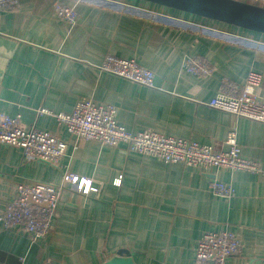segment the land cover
<instances>
[{
    "label": "crops",
    "instance_id": "obj_1",
    "mask_svg": "<svg viewBox=\"0 0 264 264\" xmlns=\"http://www.w3.org/2000/svg\"><path fill=\"white\" fill-rule=\"evenodd\" d=\"M57 1L74 6L73 26L54 16ZM96 1L18 0L16 10L0 13V112L19 114L24 127L70 144L58 167L0 145V213L20 183L62 186L48 235L31 243L0 229V264H101L119 251L135 264H194L198 239L223 231L235 233L242 247L225 264H264V173L203 171L131 153L123 144L76 141L55 118L91 99L113 106L117 123L133 132L225 150L221 143L234 130L241 156L264 171V125L207 105L241 87L249 71L262 75L257 93L264 102V35L137 0H100L121 8ZM237 1L264 8V0ZM106 55L135 59L154 73L155 88L99 71ZM187 55L212 73L183 71ZM64 172L93 179L99 200L63 182ZM212 180L234 195H213Z\"/></svg>",
    "mask_w": 264,
    "mask_h": 264
},
{
    "label": "built area",
    "instance_id": "obj_2",
    "mask_svg": "<svg viewBox=\"0 0 264 264\" xmlns=\"http://www.w3.org/2000/svg\"><path fill=\"white\" fill-rule=\"evenodd\" d=\"M17 7L18 0H0V13L13 12ZM53 14L70 26L76 22L74 6L57 1L53 5ZM181 68L199 78L212 73V68L206 62L189 55L183 57ZM98 69L129 82L155 88L154 73L135 59L106 55ZM261 83L262 75L249 71L241 87L234 89L229 95L220 93L210 99L207 105L234 118H244L264 125V102L260 101L257 93ZM38 112L50 114L46 110ZM115 113L116 109L111 105L83 100L70 113H60L55 118L57 125L63 126L66 133L76 141H92L106 147L123 144L131 153L203 171L223 168L252 174L264 173L257 163L241 156L234 130H230L221 143L226 147L222 150L165 136L152 130L129 131L117 123ZM0 145L19 149L26 161H38L58 167L70 144L57 133L34 126L24 127L18 114L8 116L0 112ZM73 147L76 149L77 145L74 144ZM63 182L73 185L87 197L96 200L100 198L93 179L64 172ZM61 189L62 186L45 182L16 185L15 198L0 213V229L23 233L31 243L45 237L50 231ZM209 189L213 195L224 199L234 195L231 186L216 180L210 182ZM241 250L240 239L235 233L206 232L196 243L194 264H225L229 257L240 255Z\"/></svg>",
    "mask_w": 264,
    "mask_h": 264
},
{
    "label": "water",
    "instance_id": "obj_3",
    "mask_svg": "<svg viewBox=\"0 0 264 264\" xmlns=\"http://www.w3.org/2000/svg\"><path fill=\"white\" fill-rule=\"evenodd\" d=\"M264 35V8L237 0H137ZM101 264H135L119 251Z\"/></svg>",
    "mask_w": 264,
    "mask_h": 264
},
{
    "label": "trees",
    "instance_id": "obj_4",
    "mask_svg": "<svg viewBox=\"0 0 264 264\" xmlns=\"http://www.w3.org/2000/svg\"><path fill=\"white\" fill-rule=\"evenodd\" d=\"M93 1H96V0H93ZM99 1H100V0H99ZM99 1H96V2H99ZM100 2H102L104 5L109 6V7L121 8L120 5L115 4V3H113V2H105V1H100ZM142 13H143V12H142ZM143 14H145V15H147V16H150L148 13H143ZM155 18H156V17H155Z\"/></svg>",
    "mask_w": 264,
    "mask_h": 264
},
{
    "label": "rangeland",
    "instance_id": "obj_5",
    "mask_svg": "<svg viewBox=\"0 0 264 264\" xmlns=\"http://www.w3.org/2000/svg\"><path fill=\"white\" fill-rule=\"evenodd\" d=\"M115 3V2H113ZM148 14L151 16V17H157V18H161L159 17L158 13L156 11H148ZM85 100H91V99H85ZM92 101V100H91ZM94 102V101H93ZM97 104H100V103H97ZM19 115V114H18ZM21 117V116H20ZM16 192V191H15ZM16 195V193H15ZM13 232V231H12ZM18 233V232H17Z\"/></svg>",
    "mask_w": 264,
    "mask_h": 264
}]
</instances>
